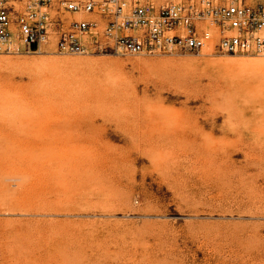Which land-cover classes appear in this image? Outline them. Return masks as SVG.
Segmentation results:
<instances>
[{
	"label": "rangeland",
	"instance_id": "374dc122",
	"mask_svg": "<svg viewBox=\"0 0 264 264\" xmlns=\"http://www.w3.org/2000/svg\"><path fill=\"white\" fill-rule=\"evenodd\" d=\"M54 52L0 53V264H264V56Z\"/></svg>",
	"mask_w": 264,
	"mask_h": 264
},
{
	"label": "built area",
	"instance_id": "2783aa9c",
	"mask_svg": "<svg viewBox=\"0 0 264 264\" xmlns=\"http://www.w3.org/2000/svg\"><path fill=\"white\" fill-rule=\"evenodd\" d=\"M65 13L77 16L64 17ZM264 56V0H0V53Z\"/></svg>",
	"mask_w": 264,
	"mask_h": 264
},
{
	"label": "bare ground",
	"instance_id": "6f19581e",
	"mask_svg": "<svg viewBox=\"0 0 264 264\" xmlns=\"http://www.w3.org/2000/svg\"><path fill=\"white\" fill-rule=\"evenodd\" d=\"M7 104V102H0V113L3 111V109L7 106L6 105ZM18 124V125H17ZM19 124H22V122H20L19 123V120H14V119H12V116H11V118L9 119V121H8V125L9 126H15L16 127V130L19 132L20 131V128H22V127H19V126H21V125H19ZM17 134L18 133H16V136H17ZM20 136V135H19ZM21 136H22V138L19 140V143L17 144V147H18V150L15 152V150L13 151V157H26V156H24L23 155V152L26 150H28V147H27V142H28V140H27V137H26V135H23V134H21ZM20 174H21V172H20ZM21 176V179L23 180V181H25L27 178V176L24 174H21L20 175ZM29 185H30V183H28ZM24 186H26V185H24ZM24 188H26V190L28 191L29 189H28V187L26 186V187H24ZM30 188V187H29ZM14 194H16V193H14V191L11 189V188H9L8 186H7V190L6 191H4L3 193H2V195H1V197L3 198V199H7V198H10V197H12V196H14ZM20 196V195H19ZM21 197V196H20ZM21 199V198H20ZM27 199V198H26ZM23 200H24V197H23ZM37 205V204H36ZM36 208V207H35ZM29 247V246H28ZM27 247V248H28ZM30 248V247H29ZM32 250V249H31ZM30 253V252H29ZM39 255V254H38ZM11 256V255H10ZM5 257V256H4ZM8 257V256H7ZM35 258V257H34ZM39 258V257H38ZM5 259V258H4ZM36 260V259H35ZM42 260V259H41ZM61 262V261H60ZM39 263V262H38ZM42 263V262H41ZM40 263V264H41ZM44 264H45V261H44Z\"/></svg>",
	"mask_w": 264,
	"mask_h": 264
}]
</instances>
